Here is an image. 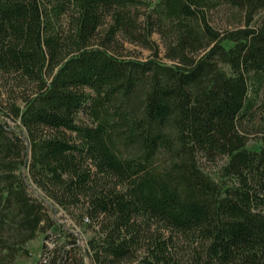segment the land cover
<instances>
[{"label":"trees","instance_id":"obj_1","mask_svg":"<svg viewBox=\"0 0 264 264\" xmlns=\"http://www.w3.org/2000/svg\"><path fill=\"white\" fill-rule=\"evenodd\" d=\"M136 2L0 0V264H264V0Z\"/></svg>","mask_w":264,"mask_h":264},{"label":"rangeland","instance_id":"obj_2","mask_svg":"<svg viewBox=\"0 0 264 264\" xmlns=\"http://www.w3.org/2000/svg\"><path fill=\"white\" fill-rule=\"evenodd\" d=\"M157 0H137L136 3L128 4L121 7L110 6L108 8H104L102 10V21L101 28H108L109 26H117L115 39L116 41L124 48V52L132 57L136 58H145L149 51L141 48L138 45V41L136 40V34L131 31V24L134 23V26H138L143 20L144 14L151 10L153 11L156 8ZM211 17L213 20V24L219 28L229 27V17L227 12L223 9H219L213 11L211 13ZM131 22V24L129 23ZM232 23V22H231ZM119 24V25H117ZM152 40H154L160 48V52H162V46L158 39L157 34L152 35ZM257 122V121H256ZM253 125H246V129L249 131V141L247 146L249 148H256V134L253 132ZM221 162L218 163V165ZM202 167L205 171H207L213 179H217L216 170L217 168L212 165L202 164ZM79 199L82 198L79 196ZM59 223H62L65 228L69 230H73L76 236L80 238V245L83 246L85 240H87L91 236V231L89 229L83 230L78 226L71 224V221L65 214L62 212H58L56 214ZM47 233H40L37 237L32 240L28 245L29 255L18 257L16 260V264H38L40 256L44 253V250L54 247L55 241L46 235ZM86 264H90V262L86 259Z\"/></svg>","mask_w":264,"mask_h":264}]
</instances>
